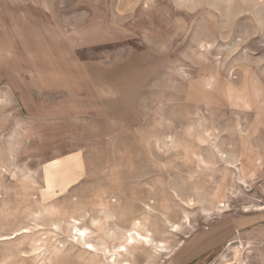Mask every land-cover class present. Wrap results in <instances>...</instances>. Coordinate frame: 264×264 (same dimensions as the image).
I'll return each instance as SVG.
<instances>
[{"label": "rangeland", "instance_id": "1", "mask_svg": "<svg viewBox=\"0 0 264 264\" xmlns=\"http://www.w3.org/2000/svg\"><path fill=\"white\" fill-rule=\"evenodd\" d=\"M260 208L264 0H0V264H264Z\"/></svg>", "mask_w": 264, "mask_h": 264}, {"label": "bare ground", "instance_id": "2", "mask_svg": "<svg viewBox=\"0 0 264 264\" xmlns=\"http://www.w3.org/2000/svg\"><path fill=\"white\" fill-rule=\"evenodd\" d=\"M262 209V208H260ZM171 228L173 232H176L178 230V226L171 225ZM77 236V242H79L85 250L91 251V252H98L96 249V246L87 241V236L85 235L84 229L74 228ZM125 244H122L121 246L117 247L113 253L110 252V250H106L105 247H103L104 251L102 250V253L105 255L107 253V262L110 264H128L125 261H118V257L123 254V252H126L127 246H131L134 244L142 243L147 246L153 245L156 248V251L164 252L165 251V245L162 242H156L151 239H147L146 237H142L139 233L135 232L134 235L130 233L127 234L126 239L124 241ZM127 245V246H126ZM236 255V254H235ZM236 256H239L237 254Z\"/></svg>", "mask_w": 264, "mask_h": 264}, {"label": "crops", "instance_id": "3", "mask_svg": "<svg viewBox=\"0 0 264 264\" xmlns=\"http://www.w3.org/2000/svg\"><path fill=\"white\" fill-rule=\"evenodd\" d=\"M264 209V208H262ZM255 216L240 217L236 220V226L243 229L241 232L247 240L256 243H264V211L257 210ZM241 226V227H240Z\"/></svg>", "mask_w": 264, "mask_h": 264}]
</instances>
